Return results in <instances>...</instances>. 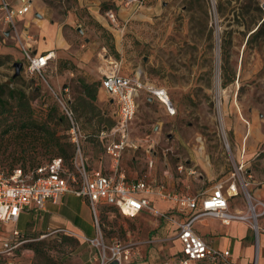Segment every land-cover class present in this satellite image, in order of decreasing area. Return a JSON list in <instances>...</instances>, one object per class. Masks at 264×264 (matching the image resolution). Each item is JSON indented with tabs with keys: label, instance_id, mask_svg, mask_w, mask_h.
<instances>
[{
	"label": "rangeland",
	"instance_id": "obj_1",
	"mask_svg": "<svg viewBox=\"0 0 264 264\" xmlns=\"http://www.w3.org/2000/svg\"><path fill=\"white\" fill-rule=\"evenodd\" d=\"M28 2L27 14L32 18L43 15L63 32L65 46L56 50L45 75L53 88H68L82 132L79 154L87 169L105 158L106 138L101 139L100 132L114 125L115 106L107 94L100 99V105L98 99L86 103L80 82L97 80L100 87V78L109 69L124 76L137 75L143 82L164 88L174 104L175 114L171 116L157 99L144 91L139 93L128 123L131 146L119 158V162L121 157L127 161L137 177L149 174L161 179L165 174L172 176L178 187L202 192L230 176L237 165L239 142L244 141L249 128L248 138L264 133V0H101L100 10L109 7L101 11L108 20L105 27L87 18V11L77 0ZM110 9L115 23L107 16ZM24 22H17L6 44L19 49L16 39L31 43L37 36L36 25L25 27ZM3 38L0 32V41ZM20 58L5 59L0 65V86L4 83L23 90L29 96L31 109L35 108L33 99L37 94L55 107L37 77H25L20 70L11 81L12 64L22 62ZM35 85L41 90L32 95ZM2 98L13 103L6 93ZM55 108L56 115L63 117ZM12 115L0 116V168L35 166L55 155L37 135L18 130ZM40 118L36 120L44 117ZM67 126L65 120L51 123L61 142L70 144L68 150L73 156L75 149L66 133ZM240 195H244L243 190ZM99 210L96 232L100 242L110 245L114 239L145 246L144 254L154 264L176 263V210H159L164 216L150 214L158 228L143 238L139 234L131 236L138 227L139 231L142 228L132 217L121 215L111 206H100ZM246 210L247 202L242 211ZM262 216L256 222H247L256 249L253 225L259 228V240ZM12 226L0 220V235L6 236ZM19 226H24L22 221ZM23 237L29 242L19 254V264H73L78 247L74 239L60 233L40 236L24 232ZM141 239L144 244L136 242ZM37 241H42L38 253L30 245ZM92 246L101 252L99 245Z\"/></svg>",
	"mask_w": 264,
	"mask_h": 264
},
{
	"label": "built area",
	"instance_id": "obj_2",
	"mask_svg": "<svg viewBox=\"0 0 264 264\" xmlns=\"http://www.w3.org/2000/svg\"><path fill=\"white\" fill-rule=\"evenodd\" d=\"M29 10V5L13 6L8 0L0 1V15L7 26L16 30L17 19ZM111 23H115L112 11L107 12ZM22 54L21 74L25 77H37L40 84H44L54 100L62 116L68 122L66 133L73 144L75 154L70 160V166L63 158L54 157L49 161L30 170L14 167L11 170H0V220L16 221L20 213L30 207L41 209L47 200L56 201L65 192L85 198L92 210L94 222H97V205L102 202L114 206L125 216H135L140 210L147 209L155 215L164 216V212L155 210L145 195L152 194L160 199L168 200L177 209L186 212V217L177 223V238L181 244L180 256L175 264H194L206 260L210 264H233L229 260L228 250L215 249L193 230V222L204 215L220 219L223 223L239 220L256 222L264 215V200L254 198L248 190L250 180L245 170V163H238L231 172L229 182L224 186L216 183L209 193L195 196L180 193L175 190H165L164 185L153 186L145 179L126 181L124 175L106 174L100 169H87L80 151L82 132L75 119L71 98L67 87L58 89L50 86L45 73L51 67L49 54L32 53L31 44L17 39ZM110 60V59H109ZM100 86L115 106L114 125L100 132L101 138H106L105 153L110 157L113 167L117 168L119 158L124 149L131 146L128 142V123L136 109V99L144 91L157 99L165 108L168 115L175 114V108L167 91L162 87L143 82L139 76H124L116 69L105 70L100 78ZM41 90V86H39ZM35 90H38L35 85ZM36 106L46 109L48 103L42 94L34 100ZM243 190L247 202L246 211L230 212L228 197L237 195ZM254 238L258 246V226L253 225ZM29 239L22 238L18 230H13L0 245V264H17L19 254ZM89 243L101 247V264L116 260L118 264H125L131 259L133 249L131 245L119 240L105 245L98 237L88 240ZM255 264V263H253Z\"/></svg>",
	"mask_w": 264,
	"mask_h": 264
},
{
	"label": "crops",
	"instance_id": "obj_3",
	"mask_svg": "<svg viewBox=\"0 0 264 264\" xmlns=\"http://www.w3.org/2000/svg\"><path fill=\"white\" fill-rule=\"evenodd\" d=\"M8 1L15 7L29 4L28 0ZM77 2L79 6L84 7L87 11V18L89 17L93 19L102 27H105L104 25L108 24L107 18L101 14L98 5L101 0H77ZM110 11L112 10L110 9ZM28 12L29 10L23 16L18 17L17 22L19 20H25V27L28 24L36 25L37 27V36L33 37V40L31 39L30 43L32 53L50 54V52H53L55 54L57 49L65 46V38L59 25L54 26L43 15H38L37 18H32L30 13L27 14ZM119 13L120 9H117V14ZM71 19L73 20L74 18L72 17ZM76 19H78L77 16ZM12 31L13 30L4 23L0 15V32L4 35V38L0 41V54L8 53L12 55L13 59H17L18 57H21L20 59H22L20 49H17L10 44H6V40H8L9 34ZM51 58L53 59V57ZM105 95L106 93L103 88L101 86L98 87L96 96L99 105L101 101L100 99H103ZM111 104L114 105L112 102ZM246 123L249 125L247 120ZM249 132L250 128L246 131L247 135L245 136L246 133L243 135L244 141H242V143L241 141L239 142L240 145L237 150L238 155L236 164L240 162L245 163V170L249 175L250 180L248 187L249 192L254 198L264 200V133L257 132L255 135L249 136L248 138ZM93 167V169H100L106 174H113L115 176L122 174L126 181H135L142 178L153 186L164 185L165 190H175L192 196L201 193H209L214 186L213 185L202 192L192 193L188 188H185L187 186L178 187V182L175 181L172 176H166L164 174V178L157 179L150 177L149 174H145L137 177V172L134 170L130 171L127 161L123 157H121L118 167L114 168L113 163L107 154H105V158L101 161L94 163ZM229 177L225 180H220L219 182H222L224 186H226L229 182ZM145 197L149 199L151 206L157 211L174 209L179 216V221L186 217V212L177 209L168 200L160 199L152 194L145 195ZM245 203L244 196H241L240 193L228 197V209L230 212L243 210ZM100 206L109 207L111 205L100 202L97 205L96 217L100 213ZM150 214L155 215L147 209H142L135 216H132L131 219L136 220L137 224H141L142 228H140L139 231L138 227L137 231L133 232L131 236L134 237L139 234V237L143 238L144 234L153 235L152 231L158 228V222L157 220H154L153 222V218ZM27 220L29 221L27 222ZM20 221L23 222L25 227H17V224H19ZM7 222L12 223L13 226L7 230L8 233L6 236L0 235V245L12 235L13 230H18L22 238H24V232L39 233L40 236L60 233L66 237L74 239L78 243L77 252L72 258L73 264H101L100 250L97 247L92 246L88 241L97 237L96 231L98 227L94 222L91 207L88 201L83 197L65 192L59 195L56 201L47 200L43 208H27L20 213L16 221ZM260 227L262 232L258 240V249H256L252 243L251 235H249L247 222L232 220L228 223H223L220 219L210 215L201 216L193 222L194 232L215 249L228 250L229 260L233 264H264V216L260 219ZM128 236L130 238V233ZM114 241L116 240H110L111 244ZM144 241L145 240L141 239L136 242L143 243ZM123 243L131 245L132 249H136V251L133 250L134 252L131 255L129 262L125 264H154L152 258H149L144 254V250L146 249L145 246L143 247L140 245L138 247L126 241H123ZM176 245L179 247L178 254L180 256L181 244L178 238L176 239ZM133 257H135V259L137 257L144 258L134 260L132 259ZM17 264H19V258Z\"/></svg>",
	"mask_w": 264,
	"mask_h": 264
},
{
	"label": "trees",
	"instance_id": "obj_4",
	"mask_svg": "<svg viewBox=\"0 0 264 264\" xmlns=\"http://www.w3.org/2000/svg\"><path fill=\"white\" fill-rule=\"evenodd\" d=\"M108 9L109 7H106V6L101 7V11L108 10ZM262 23H264V21H262ZM111 48H113V46H111ZM12 58H13L12 55L8 53L0 54V65L5 61V59H12ZM16 78L17 76L12 77L11 81H14ZM98 86H99V81L97 80H94L91 82H84V81L80 82L81 94L85 99H87L86 103H89V102L92 103V101H95L97 99L96 92H97ZM37 87H38V90H35L32 95L37 94V92L40 91L39 86ZM5 93L7 94L8 98L13 101V103L9 102L8 100H3L2 97ZM39 95L37 94V96L33 99V101L37 99ZM55 107L53 106L50 107L48 105L46 109H42L41 107L35 105V108L31 109L30 104H29V96H27L23 90H14L4 83L1 84L0 86V116L13 114L12 118H16L15 120L17 123L18 130L26 131L30 133L31 135H33V137L37 135L36 137L43 141V143L45 144V147L50 148L53 154H55L50 159L54 157H61L64 159L65 163L70 166L69 163L72 158V155L70 156V152L68 150L70 144L68 142H61L60 136L57 135L56 129L51 127V123L59 124L65 120L68 125V122L64 117L56 115ZM73 111H74V108H73ZM74 115H75V111H74ZM37 117L39 118L44 117V118L42 121H38L36 120ZM6 119L7 117L3 118L2 121ZM75 119L77 120L76 115H75ZM41 164L43 163H40L35 166L22 167L21 165H17L14 167H20L23 170H30ZM0 170H4V169L0 168ZM28 242L29 241H27L24 244V246ZM41 243L42 241H37V242L31 243L30 245H32V248L34 249V251L38 253L39 246ZM197 262L200 264H210L206 260L197 261ZM197 262H195L194 264H196Z\"/></svg>",
	"mask_w": 264,
	"mask_h": 264
},
{
	"label": "water",
	"instance_id": "obj_5",
	"mask_svg": "<svg viewBox=\"0 0 264 264\" xmlns=\"http://www.w3.org/2000/svg\"><path fill=\"white\" fill-rule=\"evenodd\" d=\"M12 65L14 67L13 77H16V76H18L20 74V70H21V67H22V62L21 61H15ZM106 264H118V263H117L116 260H110Z\"/></svg>",
	"mask_w": 264,
	"mask_h": 264
},
{
	"label": "bare ground",
	"instance_id": "obj_6",
	"mask_svg": "<svg viewBox=\"0 0 264 264\" xmlns=\"http://www.w3.org/2000/svg\"><path fill=\"white\" fill-rule=\"evenodd\" d=\"M53 56H54V53L50 52L49 57H53Z\"/></svg>",
	"mask_w": 264,
	"mask_h": 264
}]
</instances>
